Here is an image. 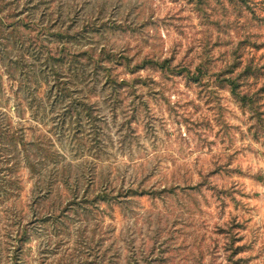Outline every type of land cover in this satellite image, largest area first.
I'll return each instance as SVG.
<instances>
[{
	"label": "rangeland",
	"instance_id": "1",
	"mask_svg": "<svg viewBox=\"0 0 264 264\" xmlns=\"http://www.w3.org/2000/svg\"><path fill=\"white\" fill-rule=\"evenodd\" d=\"M0 16L47 29L39 47L10 28L0 58V125L30 160L0 138V264H264V0H0Z\"/></svg>",
	"mask_w": 264,
	"mask_h": 264
},
{
	"label": "trees",
	"instance_id": "2",
	"mask_svg": "<svg viewBox=\"0 0 264 264\" xmlns=\"http://www.w3.org/2000/svg\"><path fill=\"white\" fill-rule=\"evenodd\" d=\"M4 16H0V23H2V19H3ZM10 25H9V29L6 28V29H3L0 27V34L1 36L4 35L5 36V39H2L0 40V58H3L4 54L6 55L9 51H8V44H9V39L7 37V31H10V28H13L12 32H22V28H26V30L28 32L31 33V37L32 38H27V41L31 43V45H34V46H39V47H42V40H41V35L43 34L44 31H46V27H41V29H35L33 28L32 25H30V23L28 22H25L23 19H14V21H10ZM40 35V37H39ZM64 52L66 54V51L65 50H58L57 49L55 50L54 52V55H51V58L56 62V61H60V59H62V57H59L60 56V53ZM58 55V56H57ZM11 62V61H10ZM3 64L4 66H8L7 68H5V72L7 73V77L10 80L14 81L15 82V79H16V76L15 74L13 73L14 69L11 67V63H7V65H5L4 63H1ZM53 72H54V76L56 77V80L58 82V84L62 85L63 86V91L64 92H67L69 89L67 87V83L66 81H63V80H60V72L57 68L53 67ZM4 72V71H3ZM3 73L1 72L0 73V86L3 85L4 81H3ZM112 81V80H111ZM109 81V82H111ZM112 83H116L115 80L112 81ZM81 104L83 105V108L85 109V111L88 113V116L90 118L91 121H94L96 119V116L94 115V111H93V107L91 104H89L88 102L86 101H81ZM68 108H73L74 107V104H71L69 103L68 105ZM20 109V111L18 112L20 115H23L25 109L23 107L22 104L19 105L18 107ZM73 112L75 114H79L80 113V110L75 107L73 109ZM5 127L1 126L0 125V138H4L3 140L7 141V142H10L12 144V146H14L17 150V153L14 155V159H18L17 161L14 160V165L17 166L19 168V166L21 165V158L23 157L21 155V153H24L25 157L24 159H26L27 161H29L30 163V160H29V156L27 154L28 152V141H26L24 139V135L23 133H21V129L14 126V125H11V123H8L7 125H4ZM44 139H46L47 141H50L51 142V139L47 136H44L42 137V142H44ZM46 152L49 156L51 157H54L55 153L53 152V150L51 148H47L46 149ZM11 158L8 159V161H10ZM12 161V160H11ZM8 163V162H6ZM10 169L11 166H10ZM18 182V180H16ZM112 192L109 190V189H102L100 192H98L92 199V201H97V200H100V199H103V200H107L109 196H114L113 194H111ZM118 196V195H116ZM49 213H47L46 217L48 218H45L44 220H49ZM51 216V215H50ZM52 218V217H51ZM27 235H28V223H20L19 226H18V229L16 230V240H17V245H15V249H16V252H18L19 250L17 249L18 247L21 249V247L24 245L25 243V240L27 239ZM20 252V251H19ZM90 253L91 254H98L96 252V248L94 247L93 244L90 245ZM95 264H101V263H97L96 261H94Z\"/></svg>",
	"mask_w": 264,
	"mask_h": 264
}]
</instances>
